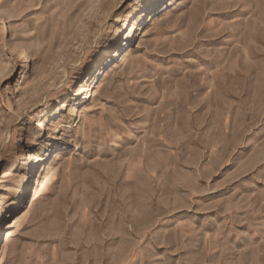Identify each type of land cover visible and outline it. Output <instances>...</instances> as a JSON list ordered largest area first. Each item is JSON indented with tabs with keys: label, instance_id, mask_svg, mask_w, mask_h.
Returning a JSON list of instances; mask_svg holds the SVG:
<instances>
[{
	"label": "rangeland",
	"instance_id": "obj_1",
	"mask_svg": "<svg viewBox=\"0 0 264 264\" xmlns=\"http://www.w3.org/2000/svg\"><path fill=\"white\" fill-rule=\"evenodd\" d=\"M0 264H264V0H0Z\"/></svg>",
	"mask_w": 264,
	"mask_h": 264
},
{
	"label": "bare ground",
	"instance_id": "obj_2",
	"mask_svg": "<svg viewBox=\"0 0 264 264\" xmlns=\"http://www.w3.org/2000/svg\"><path fill=\"white\" fill-rule=\"evenodd\" d=\"M151 31V29H149V28H147L146 30H145V35H147V34H149V32ZM121 56V51L120 52H118L117 53V55H116V59L118 58L119 59V57ZM13 220V219H12ZM10 221V223H8L9 224V227L11 228V227H13L14 225H15V223H16V221H14V223H11V222H13V221ZM8 234V233H7ZM9 241V238H8V235H7V240H6V242H8ZM7 244V243H6Z\"/></svg>",
	"mask_w": 264,
	"mask_h": 264
}]
</instances>
